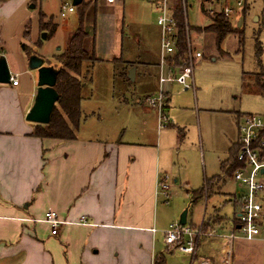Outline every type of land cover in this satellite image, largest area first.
<instances>
[{"label":"crops","instance_id":"0c3cea01","mask_svg":"<svg viewBox=\"0 0 264 264\" xmlns=\"http://www.w3.org/2000/svg\"><path fill=\"white\" fill-rule=\"evenodd\" d=\"M12 1L0 3V12L6 10ZM37 1L17 0V3L22 7ZM127 1L130 0H115L114 4L106 0L83 1L90 3L85 17L87 41H92L89 50L99 60L92 70L91 83L94 87L95 71L101 65L110 68L109 85L112 86L115 78L112 62L121 59L131 64L127 71L129 82L120 78L115 80L124 91L123 103L141 105L145 113H150L153 109L146 105V99L159 89L161 34L157 20L156 24L151 23L153 15L158 18V12L154 2L148 0L152 8L149 18L142 20L143 28L134 31L127 18ZM36 6L37 3L28 7L33 9ZM74 13L77 26L78 13ZM230 21L232 24L233 20ZM233 36L241 43L238 35ZM150 39L154 40L156 51L150 49ZM4 45L0 46V56L6 58L11 76H24L25 80L23 83L20 80L18 86L0 84V264H155L159 256L166 261L161 230L167 227L160 226L162 194L158 187V182L167 174L162 151L166 125L161 122L160 127L157 117L158 123L154 122L150 138L144 139L141 135L138 141L118 139L113 132H108L113 137L106 139L86 137L80 132L87 124L93 127L99 116L94 111L98 109L90 106L92 100H84L81 110L85 118L76 139L39 138L34 135L38 124L26 120L37 93L38 72L29 69L30 57L34 55L27 57L21 47L19 63L8 59ZM36 56L44 60L43 66L58 69V62L57 65L50 61L46 63L45 57ZM258 65L263 70L261 63ZM133 68L134 81H131L129 74ZM119 70L117 76L124 71V66ZM175 86L183 88L178 84L165 86L168 92L165 109L169 108ZM140 99H143V105ZM218 112L236 119L238 139L239 122L249 114L222 109ZM180 131L178 138L184 136ZM236 147V143L231 144L228 157L236 154ZM205 180L208 182L206 177ZM230 197V201L235 202L236 199ZM50 211L56 212L64 222L56 236L51 234L48 224L42 222ZM238 213L229 221L215 210L213 215H205L202 222L194 226L229 232L235 228ZM82 218L87 225L80 224ZM153 228L157 229L156 233L151 231ZM219 241L216 255L202 257L199 256L203 249L200 241L198 258L193 259V263L205 259L212 264H222L224 241ZM242 242L264 246V241ZM239 248L244 253L240 264H257L262 258V255L252 254L247 245Z\"/></svg>","mask_w":264,"mask_h":264},{"label":"rangeland","instance_id":"374dc122","mask_svg":"<svg viewBox=\"0 0 264 264\" xmlns=\"http://www.w3.org/2000/svg\"><path fill=\"white\" fill-rule=\"evenodd\" d=\"M61 1L42 0L41 6L38 0L36 8L29 9V5L36 3L19 7L17 0H13L6 10L0 12V46L5 44L8 59L20 63L22 42L29 53L27 57L43 56L46 63L50 61L57 65L56 57L62 54L67 36L76 28L77 20L76 13H70L66 17L60 15ZM229 1L235 7L238 0ZM204 2L205 0H202L201 3L205 6V16L200 1L195 0H188L191 6L185 15L187 24L192 28L189 35L192 52L203 54V59L196 63L194 61L195 90L175 86L169 108L164 110L165 116L168 117V120L163 122V126H166L163 128L162 151L164 170L167 172L164 176H168L167 183L171 186V196L166 203L165 198L160 195L159 211L160 215L162 214L160 226L167 228L170 224L179 223L185 210H188L186 227L199 225L205 215L209 217L215 210L229 221L234 219V214L241 209L239 199L245 193V189H240L233 180H230L232 172L228 171L230 166L228 155L231 144L236 143L237 146L239 134L237 139L236 119L223 112L219 113L218 110L264 116V97L246 93L241 87L243 72L251 74L262 71L256 56V41L263 46L261 65L264 70V0H246L243 9L235 10L230 20H233V28L241 34L243 32V43H239L238 37L231 35L223 42L219 52L216 50L213 34L205 33V27L210 24L208 15L212 13L208 9L210 5ZM220 5L217 3L213 8L219 10ZM126 6L127 18L136 31L143 26L142 20L149 18L152 10L150 2L130 0ZM41 13L46 14L48 23L52 19V22L58 25L56 33L45 40L43 34L47 32L40 29ZM256 15L260 20L258 17L255 19ZM156 20V15H153L151 23L156 24ZM239 22L241 25L238 27ZM149 42L150 49L156 51L154 40L150 39ZM90 45L92 46V41H86L85 48L89 50ZM213 58L216 60H212ZM97 68L95 86L92 87L90 83L85 92L88 93V100H92L90 106L98 109L94 111H97L99 118L93 127L87 124L80 133L86 137L100 139L113 137L108 132L115 133L118 139L123 140L138 141L141 135L144 139H149L154 122L158 123L157 111L151 109L150 113H145L141 105L124 104V91L115 78L112 86L109 85L108 65ZM18 79L23 83L25 77L19 75ZM140 100L143 105V99ZM179 130L184 135L181 138H178ZM205 177L212 182L213 188L205 190L204 196L195 204H191L192 194L205 187ZM196 195L200 196L198 193ZM230 195L236 199L235 202L230 201ZM206 196L209 197L208 200ZM163 230L161 233L164 238ZM219 240L203 237L201 239L203 249L199 256L216 255L219 252ZM213 242L215 244H212ZM243 243L238 241L234 244L233 264H240L243 260L244 253H241L240 245L249 246V251L255 256L262 255L260 260L262 262L257 261V264H264L263 244ZM163 249L167 264L198 263H193L192 256L185 255L179 250H171L166 245ZM256 259L258 260V257Z\"/></svg>","mask_w":264,"mask_h":264},{"label":"built area","instance_id":"2783aa9c","mask_svg":"<svg viewBox=\"0 0 264 264\" xmlns=\"http://www.w3.org/2000/svg\"><path fill=\"white\" fill-rule=\"evenodd\" d=\"M158 12L157 25L160 28V54H159V89L158 92L146 99V105L157 111L160 127L168 119L164 110L168 100L166 84H178L185 89L195 90L194 84V61L201 59V52H192L190 37L188 38V51L181 65L173 62L178 53V29L177 23L171 9L172 0H152ZM200 1L202 0H195ZM114 4L115 0H106ZM185 15L187 13L188 0H182ZM209 4V11L214 15L223 13L227 18L233 15L235 10H241L246 0H238L235 7L230 5L229 0H205ZM221 4L220 9L213 8L215 4ZM76 7L68 0H62L60 15L66 17L75 12ZM13 86H18V77L11 76ZM162 122V125H161ZM239 139L237 145L234 169L230 180H233L240 189H245L241 195V209L236 215V222L229 232L217 231L215 229L205 230L203 225L186 227L180 223L170 224L163 232L164 243L171 250H179L185 255H190L194 260L198 258L200 241L203 237L220 238L224 241L223 263L232 264L234 244L238 241L255 242L264 241V116L245 115L239 122ZM168 176H164L159 182L160 194L166 200L170 199L171 186L167 183ZM42 222L48 224L53 236L58 235L60 226L64 222L59 215L50 211L44 216ZM80 224L87 225L85 218L80 219ZM157 232L156 228L151 230ZM199 264H212L209 260L200 259Z\"/></svg>","mask_w":264,"mask_h":264},{"label":"trees","instance_id":"16d2710c","mask_svg":"<svg viewBox=\"0 0 264 264\" xmlns=\"http://www.w3.org/2000/svg\"><path fill=\"white\" fill-rule=\"evenodd\" d=\"M7 0H0V3ZM90 3L82 2L81 5L76 7L75 12L78 13V22L76 28L69 33L66 39V44L62 54L56 57L58 62V78L56 83V90L60 95L59 101L54 109L51 121L48 125H39L34 135L39 138L55 139V140H74L76 134L84 120V114L81 110V104L84 100H88V93L85 92L90 83L92 82V70L96 63L99 61L94 52L87 50L85 47L88 38V33L85 29V17ZM171 9L173 16L177 23L178 29V53L173 62L181 65L186 58L188 51V38L192 28L187 24L185 17V9L183 8L182 0H172ZM204 13V5L202 6ZM245 13V12H244ZM243 13V14H244ZM210 25L205 28V33H210L215 36L217 50L220 51L221 45L229 35H239L243 43L242 34L233 28L231 21L223 13H216L208 15ZM46 21V15L40 14V29L47 32L46 38L52 37L58 28V25ZM22 49L28 55L25 45L22 44ZM256 56L261 63L263 54V46L260 42L256 41L255 45ZM115 66V80L120 78L123 82H129L127 71L131 64L124 63L121 59L114 60ZM124 66V71L117 76L120 71L119 67ZM242 88L246 93L255 94L264 97V71L258 73H244L242 79ZM128 88V87H127ZM124 97V96H123ZM237 152V147H236ZM236 154H231L229 158V172L234 169ZM213 188L211 181L205 183V187L192 194L191 204H195L204 196L205 189ZM155 264H166L165 258L159 256Z\"/></svg>","mask_w":264,"mask_h":264},{"label":"water","instance_id":"95a60500","mask_svg":"<svg viewBox=\"0 0 264 264\" xmlns=\"http://www.w3.org/2000/svg\"><path fill=\"white\" fill-rule=\"evenodd\" d=\"M84 0H72V4L78 7ZM240 26V23L239 25ZM46 39V34H43ZM44 60L36 55L30 57L29 69L38 72L37 93L34 104L26 115L28 122L48 125L51 121L54 109L59 101L60 95L56 90V83L59 70L51 66H43ZM135 69L130 70L129 79L134 81ZM11 83V72L6 58L0 56V84ZM188 210L181 215L179 223L182 226L187 224Z\"/></svg>","mask_w":264,"mask_h":264}]
</instances>
